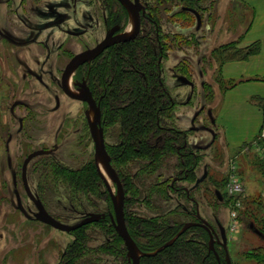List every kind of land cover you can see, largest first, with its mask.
I'll list each match as a JSON object with an SVG mask.
<instances>
[{
    "label": "rangeland",
    "instance_id": "374dc122",
    "mask_svg": "<svg viewBox=\"0 0 264 264\" xmlns=\"http://www.w3.org/2000/svg\"><path fill=\"white\" fill-rule=\"evenodd\" d=\"M141 1L149 6L148 14L160 23L159 35L163 44L165 40L177 39L174 36L176 34L181 35L185 43L186 50L174 49L165 59V85L174 96L179 95V103H186L190 88L180 84L174 75V66L183 56L190 65L188 71L187 66L182 69L183 74L190 72L188 78L195 86L189 105L177 103L175 112L168 113V123L175 120L174 114H181L182 123L187 127L192 112L203 107L195 122L199 130L190 132L188 140L203 146L209 144L208 148L196 151L199 161L194 173L197 178L205 173L207 178L199 184L194 178L182 181V184L188 188L195 185L191 192L199 202L201 213L214 226H217V222L223 226L231 264H255L253 254L248 256L245 253L255 251V255L264 249V147L255 145V139L264 140V136L262 131H258L253 138H242L237 143L236 139L244 137L245 133L240 132V136H237L239 126L233 124V118L226 115L222 109L223 99L219 101V98H222L227 88L237 87L239 79L224 78L222 67L227 61L222 63V60L228 49L221 46L213 52L216 46L226 45V41L220 37L225 16V21L233 19L229 21L231 30L234 33L238 31V22L234 18L238 11H242L241 6L237 5L234 12L227 0H199L200 5L209 4L210 8L204 17L203 29L192 38L188 35L194 30L195 18L181 9L184 0L183 3L179 1L180 5H176L174 0ZM117 5L116 0H0V264H59L63 248L72 239L69 234L32 218L37 208L26 195L21 182L22 161L29 152L49 149L56 144L53 149L56 155L35 156L28 163L26 175L32 194L60 222L77 223L82 214L101 211L107 204L93 194L82 193L69 181L70 170L80 168L88 160L96 161L114 188L101 163L96 158L94 160L85 117L89 107L82 101L68 97L60 81L70 57L99 41L106 28L112 24L114 15L119 14L123 29L132 27V17L123 13ZM140 31L144 44L157 56L151 22L142 19ZM191 45L195 49H188ZM199 57L202 62L197 64ZM201 71L205 82H209L206 86L205 82L201 85ZM255 79V76L251 77V80ZM73 82L71 79L70 86L76 89ZM235 91L236 94L243 92ZM256 97L252 96V100L258 106ZM208 110H211L214 122H211ZM115 121H107L104 127L108 151L115 148L116 133L122 126L119 120ZM213 123L227 132L229 151H224V142L218 138ZM203 124L216 130L217 138L211 144V134L202 128ZM177 160L175 151L163 158L156 171L159 181L163 180L166 184L170 182L176 172ZM149 162L148 159L130 158L124 164L120 160L118 165L125 175L135 172L133 183L135 188L142 191L153 181L147 175L148 171L144 173V167ZM233 168L245 194L242 207H237L236 219L231 213L237 199L229 195L226 184ZM101 188L105 192L104 184ZM215 190L224 195L223 200L216 198ZM129 192L132 190L129 189ZM171 193L168 196L169 190L166 191L167 197L161 200L155 196V192H151L155 198L152 197L154 200L150 203L161 205L163 209L173 208L178 202L189 206L183 197ZM19 202L29 217L19 209ZM136 205L142 209V203ZM98 221L85 225L86 249L73 264H115L111 256L97 255L100 253L98 248L105 244L109 236L105 226Z\"/></svg>",
    "mask_w": 264,
    "mask_h": 264
},
{
    "label": "trees",
    "instance_id": "16d2710c",
    "mask_svg": "<svg viewBox=\"0 0 264 264\" xmlns=\"http://www.w3.org/2000/svg\"><path fill=\"white\" fill-rule=\"evenodd\" d=\"M144 42L142 38L137 37L110 47L91 62L86 72L93 94L97 97L102 96V111L106 121L114 122L116 118H121L126 144L119 153L118 157L121 159L117 161L121 160L122 164L130 158L150 161L147 166L145 165L144 173L148 171L147 175L151 177V180L153 178V181L147 188L149 194L145 198L148 197L152 201L154 199L151 197V192H155L157 194L155 196L162 200L167 197L166 191H174L171 186L169 188V185L167 186L168 190L165 188V181L162 184L157 183L159 178L156 171L163 158L175 151V141L180 138L175 136L171 130H164L161 127L163 118H169L168 113L172 108L169 107L170 101L164 95L163 85L159 78L157 56ZM224 48L228 50L227 52L223 51L222 63L229 60L246 59L249 55L258 52L259 45L254 43L247 47H238L234 42H231ZM256 98L263 115L261 133L264 129V99L258 96ZM160 135L163 139L157 141V137L160 138ZM255 141L256 146L264 147V140L256 138ZM109 153L114 160L112 151ZM68 176L69 181H72L82 193L106 198L107 194L101 191L98 186L100 178L93 162L85 163L77 170H70ZM191 179L193 178L185 177V180L190 181ZM133 180L132 182L129 180L128 186V189L132 190L130 203L137 200L140 195ZM189 192L191 195V190ZM177 194L189 203L190 200L184 190ZM244 197L245 195L238 196L241 205ZM254 202L256 201L254 200ZM192 205L188 207H192ZM179 208L182 209L181 204L167 210L165 214L151 218L140 217L133 214L132 211H126L128 230L141 250L152 252L163 246L177 234L184 222L192 219L190 213L183 210L184 208L176 216L171 215ZM98 223L105 226V230L109 233L108 239L111 240L112 236L119 239L107 216L105 219L99 220ZM84 227L74 231V240L67 246V254L62 255L61 264H73L86 249ZM120 243L119 239L118 244L120 245ZM109 245L106 240L105 244L98 248V251L112 253V248ZM226 252L230 263H232L227 246L223 248L221 244L216 243L213 249H209L206 231L199 226H191L180 233L169 245L154 254L143 256L140 264H227ZM254 252L250 251L245 254L248 256L250 253V255L253 254L255 264H264V249L261 252L257 251L255 255Z\"/></svg>",
    "mask_w": 264,
    "mask_h": 264
},
{
    "label": "flooded vegetation",
    "instance_id": "af4514ba",
    "mask_svg": "<svg viewBox=\"0 0 264 264\" xmlns=\"http://www.w3.org/2000/svg\"><path fill=\"white\" fill-rule=\"evenodd\" d=\"M181 1L183 3V0H174L173 2L176 4V5H180L181 3L179 2ZM117 2V8L120 6L123 13H128L131 17V13L129 11V8L124 4L122 3L120 0H116ZM131 3L133 4H136L137 5V8H138V14H139V28H138V31L137 33L135 34V36L133 38H131L130 40H125V41H119V42H116L110 46H108L107 48H105L103 51H101L99 54H97L94 58L90 59L89 61L87 62H84L83 64L79 65L75 70L74 72L72 73V75L70 76L69 78V86H70V80L72 79L74 82V86L76 89H73L71 88L70 86V89H72L73 91L75 92H78V90L81 88L80 87V83L84 82L85 85L88 87L89 91L91 92L92 94V97L93 99L95 100V102L97 103V105L99 106V109H100V126L102 128V133H103V138H104V127L107 123L106 121V118H104L103 116V111H102V104H101V99H102V96L100 97H97L93 94L91 88H90V85H89V80H88V75H87V72L86 70L89 69V65L91 64L92 61H94L97 57H100L103 53H105V51L107 49H109L110 47L118 44V43H122V42H128V41H131L137 37H140V38H143V36L141 35L142 32L140 31L141 30V21L142 19H147L151 22L152 26L154 27V33H155V41H156V45H157V49H158V55H157V65L159 67V78H160V81L163 85V90H164V95H166V97L169 99L170 101V105L169 107L172 108L171 112H175L174 110V107L177 106L178 104H181L182 101L179 103V95L178 94H172L170 92V90L168 89V87L165 85L164 83V80H163V64L165 62V59L167 57H169V53L171 51H173L174 49H178V50H186L185 48V43H183V38L181 37V35H174L177 39L174 38V40H172V38L168 41L165 40V44H163L162 40H161V37H160V33H159V30H160V23L157 22L156 20H154L150 14H148L149 12L147 7H149L146 2H142L141 0H130ZM201 2V0H200ZM196 3V4H195ZM210 5L209 4H206L204 6V4L200 5L199 3V0H184V4H182L180 7L183 11H186V12H189L191 13L194 18H195V24H194V30L193 32H191L188 36L189 37H192L193 38V35L196 33H199L203 27H204V17H206L208 15V11L207 9L210 8L209 7ZM113 22H111L112 24H110V26H108L105 30V33L103 35V37L97 41L94 45H92L91 47H88V48H92L94 47L97 43H99L101 40H103L105 38V36L108 34V33H111L112 36H115V35H118V34H122V33H127V32H130L132 30V27H130L129 30H125L123 29L122 27V23L121 20H120V16L119 14H116L114 15L113 17ZM132 26H133V20H132ZM115 28L114 31H112V29ZM202 35V34H201ZM197 41L199 39H196ZM195 41V40H194ZM196 41V43H197ZM187 42V41H186ZM198 44V43H197ZM226 44H228L226 42ZM221 46H225V44H221V45H218L216 46L217 48H215L213 50V52H216ZM88 48H85L83 50H86ZM189 48H192V49H195L194 45H191V46H188V49ZM81 50V51H83ZM80 51V52H81ZM79 53V52H78ZM77 54V53H76ZM75 55V54H74ZM73 55V56H74ZM187 55V54H186ZM71 56L70 59L73 57ZM211 58V57H210ZM209 58V59H210ZM69 59V60H70ZM68 60V61H69ZM67 61V62H68ZM200 62H202L201 60V57H199L196 61L197 64H200ZM67 64V63H66ZM65 64V65H66ZM185 64V65H184ZM187 66V67H186ZM197 66V65H196ZM184 67H186L187 71H188V68H190V65H189V61L187 60V58H183V56H181L180 59L177 60V63L175 64L174 66V69H175V73L174 75L176 76L177 80L180 81V84H186L187 86H189L190 88V93L188 95V97L186 98L187 101H185L186 103L181 104V106H187L189 105L188 102H190L193 94H194V91H195V86H194V82L192 80H190L188 78V75L187 74H190V72H187V73H184L183 74V71L182 70ZM203 73V71H201V74ZM200 74V72H199ZM62 75V74H61ZM204 79V80H203ZM202 81L201 82V85H204V82L206 81L205 78H204V73H203V78H202ZM206 83L207 85L209 84V82H205V86H206ZM60 84H61V81H60ZM62 88V87H61ZM63 90V89H62ZM65 93V92H64ZM66 94V93H65ZM180 94V93H179ZM70 97V96H68ZM70 98H73V97H70ZM75 100H79V101H82L84 102L88 107V103L87 101L85 100H81V99H77V98H73ZM178 103V104H177ZM168 107V108H169ZM203 110V107H199L198 109H195L192 114L190 115V118H189V125L187 127H185V125L182 123V117H181V114H179L180 116H178V114H174V121L171 122V124L168 123L169 119L168 117H164L163 118V125L161 126L164 130H171L175 136L177 135L180 139H178V141H175V153L178 157V160H177V165L175 164V169H176V172L174 173V175L171 176V180L169 183H165L164 186L165 188L168 190V185H169V188L170 186L172 187V189L174 191H170L169 190V194L171 192H173L176 196V194L180 191H185L186 192V196L189 198V205L191 206L192 204V207H188V206H184L182 205V203H176V205H180L181 204V208L183 210H185V212H189L190 213V217L192 219L186 221V222H191V223H195V224H192L190 225L189 227L191 226H199L201 228H203L206 233L208 234V246H209V249H213L214 247V244L218 243V244H221V236H220V228L223 227L219 222H217V226H214L200 211V208H199V202L197 200V198L195 197L194 193L191 192V195L189 194L190 190L192 191L194 188H195V185L192 186V188H188L187 186H184V184H182V181H187L185 180V177L187 178H194V180L196 181V184H199V182H203L206 178H207V175L205 173H203V176L202 177H194V173L196 171V168L198 166V158H197V152L198 150H202V149H206L209 147V144H206V145H200V144H197V143H192L188 140V137L190 136V132H193V131H197L199 130V128L195 125V122L197 120V117L198 115L201 113V111ZM89 112V111H88ZM87 112V113H88ZM210 112V113H209ZM207 114L209 116L210 119H212V116H211V110H208L207 111ZM87 115V114H86ZM85 115V117H86ZM183 116V115H182ZM117 122L118 120L120 121V123L122 124V121H121V118H117L115 119ZM114 120V121H115ZM179 120H181V122H179ZM188 120V119H187ZM86 121H87V117H86ZM115 121V122H116ZM166 122V124H165ZM211 122H214V119L213 121ZM113 123V122H112ZM87 125H88V121H87ZM202 128L206 131H208L210 134H211V140H210V144L212 142L215 141V139L217 138V134L215 133V131L210 128L209 126L203 124L202 125ZM88 130H89V125H88ZM89 134H90V130H89ZM90 137H91V134H90ZM125 134L123 132V125L119 128V131L117 130V133H116V139L117 141H115V148L112 150V153H113V158L114 160H112L111 158V155L106 147V144H105V138H104V144H105V148H106V151L110 157V164L111 166L113 167V169L115 170L117 176H118V180L120 182V185L122 187V190H123V213H124V221H125V225H126V228H127V231L128 233L130 234L129 230H128V227H127V224H126V211H132L133 214L135 215H138L140 217H144V218H151V217H158L159 215H162V214H165L167 210H171L172 208H169V209H163V206L161 205H156V204H149V199L148 197L145 198L146 196H148V191H147V188H148V185L146 187H144L145 189H142V191L139 189L140 191V195L138 197L137 200H135L133 203H130L129 200H131V197H132V192L130 193L129 192V180H131L132 178L134 179L135 177V172L129 174V173H126V175L123 173L122 169H120L119 165H118V161L119 159H121L119 155L120 151H121V148L123 146H125ZM162 135H160V138H159V141H162ZM91 140H92V149H93V152L95 154V149H94V142H93V139L91 137ZM56 148V144H54V146L52 148H49V149H45V150H49L47 153H44V154H48L50 156L52 155H56V151L54 152L53 149ZM37 150V149H36ZM58 150V148H57ZM30 153V152H29ZM28 153V154H29ZM74 153V152H72ZM27 156V155H26ZM25 158V157H24ZM33 159V158H32ZM31 159V160H32ZM191 159V160H189ZM30 160V161H31ZM94 160H95V157H94ZM194 160V161H193ZM29 161V162H30ZM166 161V159H165ZM190 161V162H189ZM23 162V161H22ZM85 163H89V160L87 162H84ZM94 163V162H93ZM83 164V165H84ZM95 167H96V170H97V173H98V176L100 178V182H98V186L99 188L102 190L101 188V185L104 184V187H105V193L107 194L106 195V198L103 199L102 197H98L99 200L102 201L105 200V202H107L106 206L104 209H101V211H91V212H87V213H84L82 214V218L78 221L80 222L81 220H83L84 218H88L90 216H95L97 215L98 218L96 220H93V221H90V222H87L73 230H70V231H64V230H59V229H56L52 226L49 225V227L53 228V229H56L58 231H61V232H64V233H67L69 234L70 236H72V239L67 243V245L63 248V251L61 253V258H62V255L63 254H67V246L74 240V231L85 226V225H88L90 223H94V221H98V220H101V219H105L106 216L109 218L110 220V223L112 225V228L114 230V233L118 236V238L121 240V243L120 245L118 244V240L117 237H113L110 239L107 238V241H108V244H110V248H112V253H98V257H102V255H109L112 257L113 261L115 264H132V258L128 255L127 253V248L122 240V238L119 236V234L117 233L116 231V228L111 220V216L115 219V212H114V207H113V203H112V198H111V194L106 186V184L104 183L102 177H101V174L99 173L98 171V168H97V164H96V161L94 163ZM28 166V165H27ZM99 166V165H98ZM100 167V166H99ZM161 168V167H160ZM79 169V168H78ZM77 170V169H76ZM26 172H27V169H26ZM102 172V171H101ZM104 175V174H103ZM159 175V173L157 174ZM26 178H27V175H26ZM106 178V177H105ZM159 178V177H158ZM107 180V178H106ZM111 180V179H110ZM198 180V182H197ZM108 181V180H107ZM112 181V180H111ZM21 182H22V178H21ZM103 182V183H102ZM162 182H164L163 180H160L159 182L157 183H160L162 184ZM27 183H28V180H27ZM113 185H114V188H112V186L110 185V183L108 182L109 184V187L111 189V192L112 194L116 195L117 194V185L116 183H114L112 181ZM177 183H180V184H177ZM23 186V184H22ZM149 186H150V183H149ZM24 189V187H23ZM25 191V189H24ZM26 193V192H25ZM130 193V194H129ZM215 196L218 200H223L224 199V195L220 193L219 190H215ZM27 195V194H26ZM172 195V193L170 194V196ZM151 197H155L153 195H151ZM177 197V196H176ZM181 197V196H180ZM225 198H226V195H225ZM228 198V197H227ZM226 198V199H227ZM39 199V198H38ZM143 199H145V201H142ZM41 201V200H40ZM147 201V202H146ZM153 201V200H152ZM150 201V202H152ZM166 201V200H165ZM175 201L177 202V199L175 198ZM141 203L143 204V206L141 207L142 209H140L139 207H136L138 205H141ZM43 204V203H42ZM44 208L46 209V211L53 217L55 218L56 220H58L56 217H54L49 211L48 209L45 207V205L43 204ZM174 208V207H173ZM20 209V208H19ZM24 209V208H23ZM179 208L178 211H176L174 214H171V215H174L176 216L177 213L181 212V210ZM22 211V210H21ZM24 215L28 216L24 211H22ZM199 215V217H198ZM85 216V217H84ZM29 217V216H28ZM34 218V217H32ZM35 219V218H34ZM201 219H204L206 221V223H202V220ZM36 220V219H35ZM36 221H39V220H36ZM59 221V220H58ZM41 222V221H39ZM62 222V221H61ZM77 222V223H78ZM184 222V223H186ZM43 223V222H41ZM64 223V222H62ZM197 223V224H196ZM43 224H46V223H43ZM67 224V223H65ZM75 224V223H74ZM48 225V224H46ZM67 225H73V224H67ZM184 225V224H183ZM182 225V226H183ZM188 227V228H189ZM212 227V229H211ZM182 228V227H181ZM187 229V228H186ZM185 229V230H186ZM224 229V228H223ZM179 232V231H178ZM177 232V233H178ZM216 233V235H215ZM131 236V235H130ZM212 236V246L210 247V237ZM218 236V238H217ZM226 236V235H225ZM132 238V236H131ZM133 239V238H132ZM134 240V239H133ZM135 242V241H134ZM136 243V242H135ZM137 245V244H136ZM223 246V245H222ZM138 247V245H137ZM139 248V247H138ZM223 248H225L223 246ZM111 250V249H110ZM139 250L142 252V253H149V252H145L143 250H141L139 248ZM156 250V249H155ZM145 256V254H142L140 256V260H139V264H140V261H141V258ZM62 260V259H61ZM109 260V259H108ZM61 262V261H60ZM60 264V263H59Z\"/></svg>",
    "mask_w": 264,
    "mask_h": 264
},
{
    "label": "water",
    "instance_id": "95a60500",
    "mask_svg": "<svg viewBox=\"0 0 264 264\" xmlns=\"http://www.w3.org/2000/svg\"><path fill=\"white\" fill-rule=\"evenodd\" d=\"M122 3H124L128 8L132 15L133 20V26L132 30L127 33L118 34L115 36H112L111 33H108L103 40H101L99 43H97L94 47L88 48L86 50H83L77 54H75L65 65L62 75H61V87L63 91L70 97L81 99L87 101L89 105V112L87 113V121L89 125V130L91 137L94 142V149H95V158L98 160L108 177L117 185V194L114 195L111 192V189L109 187L108 181L106 180L105 176L100 170V167L97 164V168L99 173L101 174V177L106 184L112 198V203L114 207L115 212V219L111 216V220L116 228L117 233L122 238L126 248L128 255L132 258V264H139L140 256L142 254H154L163 247L169 245L172 243V241L180 234L182 233L186 228H188L190 225L195 224L191 222H186L182 226V228L179 230V232L168 242H166L163 246L157 248L156 250L149 252V253H142L139 248L137 247L134 240L131 238L130 234L127 231L125 221H124V213H123V190L120 185V182L118 180V176L113 169V167L110 164V157L106 151L105 144H104V138L102 133V128L100 126V109L95 100L92 97L91 92L89 91L88 87L85 85L84 82L80 83V89L78 92L73 91L70 89L69 86V78L74 72V70L84 62L89 61L90 59L94 58L97 54H99L101 51H103L108 46L119 42V41H125L130 40L135 36V34L138 31L139 28V14H138V8L136 4H133L130 2V0H120ZM137 2V0H136ZM115 28L112 29L114 31ZM210 113V112H209ZM213 121V118L211 119ZM49 150L45 149H37L31 151L25 158L23 159L22 165H21V178H22V184L25 189V192L27 196L33 201L37 208V212L34 215V218L36 220H39L43 223H46L56 229L64 230V231H70L73 230L87 222L96 220L98 218L97 215L90 216L88 218H84L78 223H75L73 225H67L65 223H62L55 218H53L44 208L42 202L36 198L32 192L30 191V188L27 183L26 178V169L29 161L34 158L37 155L47 153ZM198 182V180H197ZM18 207L20 210L24 211L22 205L20 202L18 203ZM199 217V215H198ZM202 223H206L204 219H201ZM197 224V223H196ZM212 229V227H211ZM213 230V229H212ZM216 235V233H215ZM220 236H221V243L226 248V236L223 227L220 228ZM218 238V236H217ZM212 246V236L210 237V247ZM226 261L227 264H231L229 260L228 253L226 252Z\"/></svg>",
    "mask_w": 264,
    "mask_h": 264
},
{
    "label": "crops",
    "instance_id": "0c3cea01",
    "mask_svg": "<svg viewBox=\"0 0 264 264\" xmlns=\"http://www.w3.org/2000/svg\"><path fill=\"white\" fill-rule=\"evenodd\" d=\"M227 2L234 12H236L237 5L241 6L242 11H238L234 18V21L238 22L236 33L230 28L233 19L225 21L226 16L223 18L224 26L220 35L221 39L227 43L234 42L238 47H247L254 43L259 45L256 54L246 59L229 60L222 67L225 79H239L237 87L227 88L222 93V98H219V101L223 99L222 109H224L226 115L232 117V123L239 126L237 136L245 133L244 137L236 139L239 144L243 140L242 138L247 140L250 137L253 138L258 131L260 132L263 122L262 111L259 106L253 103L252 96L264 99V0H227ZM253 76L257 79L251 80ZM235 90H242L243 92L236 94ZM216 101L219 103L218 100ZM213 125L216 127L217 131H215L219 135L218 138L224 142V151H229L226 141L227 132L215 123Z\"/></svg>",
    "mask_w": 264,
    "mask_h": 264
},
{
    "label": "built area",
    "instance_id": "2783aa9c",
    "mask_svg": "<svg viewBox=\"0 0 264 264\" xmlns=\"http://www.w3.org/2000/svg\"><path fill=\"white\" fill-rule=\"evenodd\" d=\"M263 136L264 133L262 132ZM227 184V190L230 196H233L234 198H237V200L234 202V208L233 211L231 213L233 219H236L237 217V207H241V201L238 198L239 195H245L244 194V188L242 186V182L239 178V176L237 175V173L235 172L234 168L231 171L230 176L228 177V181L226 182ZM226 186V185H225Z\"/></svg>",
    "mask_w": 264,
    "mask_h": 264
}]
</instances>
